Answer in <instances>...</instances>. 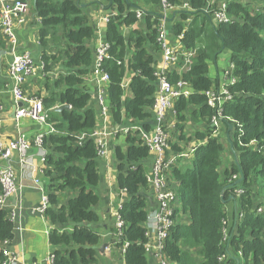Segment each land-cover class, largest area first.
Here are the masks:
<instances>
[{"label": "trees", "instance_id": "trees-1", "mask_svg": "<svg viewBox=\"0 0 264 264\" xmlns=\"http://www.w3.org/2000/svg\"><path fill=\"white\" fill-rule=\"evenodd\" d=\"M107 1L117 15L110 17L107 26L109 57L103 61L102 69L109 76V84L104 96L113 125L129 129L123 133L127 149H113L118 188L127 194L119 209L126 223L121 244H129L125 264H148L145 226L155 202L152 207L147 198L138 195H149L144 162L151 156L140 138V129L150 132V121H154L156 67L161 53L157 42L161 28L156 10L159 0H134L155 7L145 11L141 21L136 15L137 5L130 0ZM167 1L172 6H190L191 10L177 12L178 21L172 22L170 28L176 37L184 35L182 43L188 51L196 52L191 65L186 66L180 59L183 74L176 71L169 75L173 84L183 81L194 90L190 98L179 99L174 109L179 115L195 107L192 114L203 118L207 131L196 134L198 140L206 142L198 146L192 161L170 172L177 183L175 190L181 207H176V224L166 241V254L174 264H264V0L230 2L228 10L234 21L217 26L202 14L206 0ZM31 2L42 20V42L45 44L51 37L58 46L56 56L43 58L45 71L51 74L54 65H61L64 71L54 79L48 95L42 97L48 121L59 132L44 139V176L50 203L45 217L53 226L49 241L54 264H97L102 243L96 211L100 204L97 192L102 182V159L95 138L78 140L82 134H92L99 121L93 97L85 86L95 59L94 50L88 45L95 29L79 0ZM135 25L138 29L127 36L121 31ZM131 48L133 56L128 60ZM222 52L230 54L231 75L237 82L228 88L233 98L221 108H212L207 104L206 93L223 81L221 75L220 79L209 76L210 64ZM128 76L130 96L124 86ZM64 104L71 110L54 112V108ZM220 117L225 119L224 138L214 137L215 129L211 127L212 118ZM227 123L233 126V150L226 136ZM240 178L243 180L238 183ZM236 190L243 193L237 196ZM232 203L235 211L231 214L225 206ZM259 208H263L260 213ZM226 220L227 237L223 233ZM13 239L14 225L7 212L1 210L0 243ZM222 256H227V260L222 261ZM2 260L0 253V264Z\"/></svg>", "mask_w": 264, "mask_h": 264}, {"label": "built area", "instance_id": "built-area-1", "mask_svg": "<svg viewBox=\"0 0 264 264\" xmlns=\"http://www.w3.org/2000/svg\"><path fill=\"white\" fill-rule=\"evenodd\" d=\"M235 0H206V7L202 9V14L208 16L212 23L217 25L228 24L234 21V18L229 14V3ZM32 6L31 0H0V43L5 42L9 49L10 62L8 74L12 80V96L16 104L14 122L19 125L24 118H28L37 123L41 132L36 136L33 144L24 136H19L14 140L3 142L0 139V163L8 162L7 166H0V211L6 210L8 204L15 199L18 191L17 177L11 165L9 164L12 156L17 153L19 158V166L22 170L28 169V154L30 149L35 146L41 151L42 163L45 164L47 151L44 148V139L49 134H59L53 124L49 123L48 111L46 110L43 98L33 95H28L23 88L28 78L33 77L37 70L36 62L30 53H18V36L17 30L24 26L28 21V15ZM191 10L187 3L181 6H172L167 0H159L158 15L160 18L161 28L157 39L160 47V60L156 67V76L158 77V91L155 97L152 111L154 112L155 128L150 132H144L140 129V138L148 147L150 154L154 157V163L151 171L148 172V181L154 191L155 207L149 213V219L145 226L146 236L148 241L145 245L146 256L156 261L157 264H172L166 254V241L170 235L171 229L175 226L176 207L180 198L175 190L177 183L170 180V172L174 167H182L185 161L191 158L198 147H195L187 152H172L170 147V125L167 124V113L173 109L175 103L181 98H190L194 93L191 91L190 85L183 81L176 84L170 82L169 75L173 72L183 74L184 68L180 69V59H183L185 65H191V58L196 55L195 51H188L182 43L184 35L176 37L180 47L169 39L168 28L170 16L177 15L179 11ZM138 20H142L145 15V10L136 9ZM110 19V18H109ZM108 43L101 44L96 51V58L92 72L98 83H109V76L102 69V63L109 57ZM42 70H45L44 62L41 63ZM231 68L224 71L222 83L227 87L233 86L237 79L231 75ZM89 74V75H90ZM129 84L126 85V88ZM227 87L220 86L218 89H211L206 93L207 104L212 108H221L231 100L233 96L229 93ZM105 90L100 89L97 103L99 106L100 115L106 119L109 117V105L104 96ZM3 111V106L0 105V114ZM222 117L212 118V128L215 129L213 136L221 137ZM139 130L138 128H133ZM129 129L118 128L114 134L127 133ZM101 133L82 134L78 137L79 142L86 138H95L98 146V156L106 161L108 158L107 142L101 138ZM255 144V143H252ZM201 146V145H199ZM234 177V180H237ZM35 184L39 185V180H35ZM243 193L242 190H236L237 196ZM120 203L119 209L122 208ZM50 207L49 199L45 196L40 206L32 209L34 214L45 216L46 211ZM11 223L16 221V212L13 210L6 211ZM258 212H262L259 208ZM242 218V216H240ZM228 220L224 222L223 233L228 235ZM126 223L122 220L119 210L117 213V221L115 225V238L117 245L121 244V236L123 235ZM13 240H5L0 243V253L3 256L2 264H54V254L52 253L45 262L25 263L21 261L19 256L12 249ZM124 254L129 247L128 243L121 244ZM222 261L227 260V256H222Z\"/></svg>", "mask_w": 264, "mask_h": 264}, {"label": "crops", "instance_id": "crops-1", "mask_svg": "<svg viewBox=\"0 0 264 264\" xmlns=\"http://www.w3.org/2000/svg\"><path fill=\"white\" fill-rule=\"evenodd\" d=\"M240 1L247 2V0ZM79 2L83 5V7H85V12L90 19L92 27L95 29V36L88 43V45L93 48L94 54H96V51L99 49L101 44L107 43L106 34L109 18L116 16L117 12L116 10H113V7H111L112 4H110L107 0H79ZM130 2L132 4L135 3L138 9L145 11H152L155 8L143 1L136 3L134 0H130ZM156 10L158 12L159 7L156 8ZM177 15L172 14L170 16L168 35L169 39L180 47L179 42L176 37L173 36V32L170 28L172 22L176 20L178 21ZM41 23L42 20H40L37 13L31 6L28 21L24 26L17 30V36L19 47L18 53H30L37 65L35 75L27 79L23 90L28 95L42 98L48 95V91L53 88L54 79H56L61 73L63 74L64 71L61 65H54L53 70L50 72L51 74H48V72L42 70L41 68V63L44 61L43 58L45 56L51 57L58 54V46L51 40V37L46 39L45 44L42 42L39 33ZM136 29H138L137 25L130 28L123 27L121 31L125 36H127L131 30ZM133 51L134 50L131 48L127 57L128 60H130L133 56ZM0 52H2L0 55V104L3 106V111L0 114V139L3 142H8L18 138L19 136H24L33 144L34 139L41 132V128L37 123L28 118H24L19 125L14 122L16 104L11 93L12 80L8 74L10 54L8 46L5 42L0 43ZM211 70L216 73V77L213 79H220L219 68L216 60L210 64V71ZM130 76L126 77L124 86L130 83ZM108 84L109 83H98V80L95 76H93V74H90L85 78V86L87 87V90L91 92L93 97L92 104L97 109L99 116L96 132L102 134L101 138H103L108 145V158L106 161H100L102 182L98 188L100 204L96 211L100 217V222L97 225V232L101 235L102 243L99 247L98 263L125 264V254L122 248L117 246L118 243L115 238V225L119 205L122 201L127 199V194L121 193L118 188L116 160L113 154V149L117 146L127 149V145L125 136H123L124 132L114 134L117 128L113 125L111 117L104 119L99 113L100 110L97 103L99 90L107 89ZM218 87L214 89H217ZM126 90L127 96H130V92L128 91L129 87L126 88ZM191 91L194 93L192 88ZM192 112H196V108L193 106L189 107L186 112L179 115L173 109L167 113V124L170 125V147L171 151L174 153L187 152L199 145H204L206 142L205 140H198L196 138V134L205 133L207 131V124L199 115V117L194 118ZM150 122L152 125V131L155 128L156 123L153 120ZM222 130H224L223 124ZM221 135L223 137V132H221ZM28 158L29 165L27 170H22L20 168L17 153H15L9 161V164L13 168L17 177L18 191L16 195V204H14V200L13 202L11 201V204H8L5 211L13 210L16 212V221L13 224L14 239L12 249L19 256L21 261L25 263H42L45 262V260L53 253V248L49 241V236L53 226L45 216L34 214L32 209L40 206L42 199L47 196L48 184L44 176L45 164L42 163L41 151L33 146L30 149ZM189 160H191V158ZM189 160L181 164L186 165L191 162ZM153 163L154 157L152 155L144 162L148 172L151 171ZM1 165L7 166L8 162H2L0 163V166ZM169 178L171 181L175 182V180L172 179L171 174ZM35 180H39V185L35 184ZM148 194L152 197L151 205L153 207L154 191L151 186L149 187ZM178 205L181 207L179 201ZM153 209L154 208H152L151 211ZM225 210L226 212H231L232 214V212L235 211V205H233V203L228 204L225 206ZM231 214L230 218H232ZM183 218L184 221H187L185 216ZM148 261V264H157L156 261H152L149 257Z\"/></svg>", "mask_w": 264, "mask_h": 264}, {"label": "water", "instance_id": "water-1", "mask_svg": "<svg viewBox=\"0 0 264 264\" xmlns=\"http://www.w3.org/2000/svg\"><path fill=\"white\" fill-rule=\"evenodd\" d=\"M35 1H36V0H35ZM1 53H2V52H0V55H1ZM66 110H67V111H68V110H71V106H69L68 104H64V105H60V106H57L56 108H54V112H59V113L62 112V111H66ZM227 125L229 126V129H228V131H227L226 136H227V140H228V142H229V144H230V147H231V149L233 150L232 143H231V140H230V133H231L232 130H233V126H232V124H229V123H227ZM235 161H236V163H238V161H237V157H236V156H235ZM242 180H243V178H240V180H239L238 183L242 182ZM42 187H43V184H42ZM138 195L147 198V200L150 201V202L152 203V197H151V196H149V195H147V194H145V193H139ZM16 202H17V200H16V197H15V199H14V204H16ZM105 247H106V245H105ZM101 251H103V250H101Z\"/></svg>", "mask_w": 264, "mask_h": 264}, {"label": "rangeland", "instance_id": "rangeland-1", "mask_svg": "<svg viewBox=\"0 0 264 264\" xmlns=\"http://www.w3.org/2000/svg\"><path fill=\"white\" fill-rule=\"evenodd\" d=\"M216 61H217V65H218V68H219V73H220V75H221V77L223 79L224 71L228 70L229 67H230V54L228 52H222L217 57ZM209 76L211 78H215L216 77V73H214L211 70L210 73H209ZM261 209L263 210V208H261ZM97 263H98V260H97Z\"/></svg>", "mask_w": 264, "mask_h": 264}, {"label": "bare ground", "instance_id": "bare-ground-1", "mask_svg": "<svg viewBox=\"0 0 264 264\" xmlns=\"http://www.w3.org/2000/svg\"><path fill=\"white\" fill-rule=\"evenodd\" d=\"M219 86H225V87H227V85L226 84H223L222 82L221 83H219ZM229 87H227V89H228Z\"/></svg>", "mask_w": 264, "mask_h": 264}]
</instances>
